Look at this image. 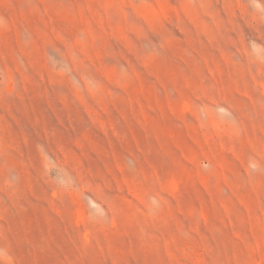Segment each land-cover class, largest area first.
<instances>
[{"label": "rangeland", "instance_id": "374dc122", "mask_svg": "<svg viewBox=\"0 0 264 264\" xmlns=\"http://www.w3.org/2000/svg\"><path fill=\"white\" fill-rule=\"evenodd\" d=\"M0 264H264V0H0Z\"/></svg>", "mask_w": 264, "mask_h": 264}]
</instances>
